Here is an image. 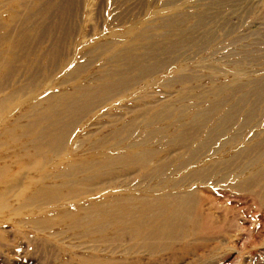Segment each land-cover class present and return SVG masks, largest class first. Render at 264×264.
<instances>
[{
    "label": "rangeland",
    "instance_id": "rangeland-1",
    "mask_svg": "<svg viewBox=\"0 0 264 264\" xmlns=\"http://www.w3.org/2000/svg\"><path fill=\"white\" fill-rule=\"evenodd\" d=\"M262 79L264 0H0V264H264Z\"/></svg>",
    "mask_w": 264,
    "mask_h": 264
},
{
    "label": "bare ground",
    "instance_id": "bare-ground-1",
    "mask_svg": "<svg viewBox=\"0 0 264 264\" xmlns=\"http://www.w3.org/2000/svg\"><path fill=\"white\" fill-rule=\"evenodd\" d=\"M257 89L255 90V92L258 94H262V92H264V79H262L260 81L259 84H257ZM264 113H261V118L263 117ZM263 119V118H262ZM259 145L260 147L262 148L260 150V156L261 157H264V134H263V137L260 139V142H259ZM261 172L264 173V166L261 167ZM174 210H176V208H174Z\"/></svg>",
    "mask_w": 264,
    "mask_h": 264
}]
</instances>
